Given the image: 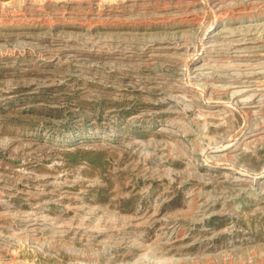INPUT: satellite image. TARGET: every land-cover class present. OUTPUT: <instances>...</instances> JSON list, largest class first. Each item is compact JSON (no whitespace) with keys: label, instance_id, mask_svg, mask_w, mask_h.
<instances>
[{"label":"rangeland","instance_id":"374dc122","mask_svg":"<svg viewBox=\"0 0 264 264\" xmlns=\"http://www.w3.org/2000/svg\"><path fill=\"white\" fill-rule=\"evenodd\" d=\"M203 1L0 0V264H264V0Z\"/></svg>","mask_w":264,"mask_h":264},{"label":"bare ground","instance_id":"6f19581e","mask_svg":"<svg viewBox=\"0 0 264 264\" xmlns=\"http://www.w3.org/2000/svg\"><path fill=\"white\" fill-rule=\"evenodd\" d=\"M203 3L205 4L206 7H208V4H209L208 1L205 0V1H203ZM209 7H210V5H209ZM209 7H208V9H209ZM208 9H207V10H208ZM205 10H206V8H205ZM213 11H214V10H213ZM195 14H196V13H195ZM218 14H219V13H218ZM207 15H208V14H207ZM204 16H205V15H204ZM200 17H201V16H200ZM204 27H205V26H204ZM208 36H209V35H208ZM206 40H207V39H206ZM201 45H202V44H201ZM209 45H210V44H209ZM202 47H203V46H202ZM202 49H203V48H202ZM187 75H188V74H187ZM223 89H224V88H223ZM229 142H230V141H229ZM224 147L227 148L225 145H224Z\"/></svg>","mask_w":264,"mask_h":264}]
</instances>
